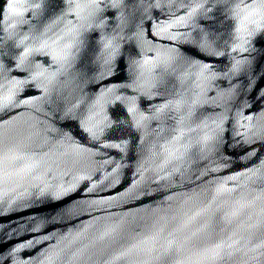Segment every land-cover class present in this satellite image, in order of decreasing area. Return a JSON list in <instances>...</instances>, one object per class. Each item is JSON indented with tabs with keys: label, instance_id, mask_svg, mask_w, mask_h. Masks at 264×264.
Returning <instances> with one entry per match:
<instances>
[{
	"label": "water",
	"instance_id": "95a60500",
	"mask_svg": "<svg viewBox=\"0 0 264 264\" xmlns=\"http://www.w3.org/2000/svg\"><path fill=\"white\" fill-rule=\"evenodd\" d=\"M0 264H264V0H0Z\"/></svg>",
	"mask_w": 264,
	"mask_h": 264
}]
</instances>
